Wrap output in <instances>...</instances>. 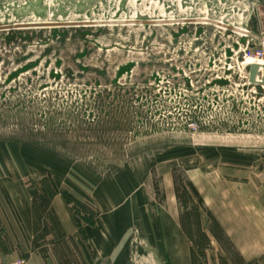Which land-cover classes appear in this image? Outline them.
<instances>
[{
    "label": "rangeland",
    "instance_id": "374dc122",
    "mask_svg": "<svg viewBox=\"0 0 264 264\" xmlns=\"http://www.w3.org/2000/svg\"><path fill=\"white\" fill-rule=\"evenodd\" d=\"M231 1L0 0V187L37 200L36 186L59 185L82 227L54 242L49 220L26 230L0 194V261L29 264L53 247L63 264L96 262L95 216L66 194L136 175L157 199L170 177L193 264H208L209 247L231 248L189 174L223 164L264 171V87L249 82L264 60L244 59L264 50V3ZM25 23L76 26L5 29ZM130 245V264L162 261L145 239Z\"/></svg>",
    "mask_w": 264,
    "mask_h": 264
},
{
    "label": "crops",
    "instance_id": "0c3cea01",
    "mask_svg": "<svg viewBox=\"0 0 264 264\" xmlns=\"http://www.w3.org/2000/svg\"><path fill=\"white\" fill-rule=\"evenodd\" d=\"M189 174L207 211L206 220L215 221L231 244L230 249L219 246L220 251L209 247L207 253L214 255L209 257L208 264H223V260L226 264H264V171L257 172L245 165L223 164L197 168ZM165 180L167 196L163 199L151 196L146 182H141L137 175L126 181V185L124 181H113L110 186L102 182L90 183L82 192L75 189L66 194L95 216V225L87 235L96 248L97 260L87 264L133 263L134 248L130 245L133 237L145 239L152 254L158 251L163 255L158 264H193L194 250L187 219L183 216L175 185L170 184V177ZM0 194L10 201L17 220L27 224L26 230L28 222L43 223L47 219L52 223L54 242L77 238L79 219L71 211L59 185L36 186L37 200L26 197V193L19 194L20 199H16L12 192L7 193L2 187ZM198 221L203 226V212ZM41 236L48 238L46 231ZM219 252L229 253L231 258H224ZM35 254L34 262L29 264H63L56 258L53 247H41ZM176 255H179L178 260ZM148 257V264H157L153 258L149 261L150 254Z\"/></svg>",
    "mask_w": 264,
    "mask_h": 264
},
{
    "label": "water",
    "instance_id": "95a60500",
    "mask_svg": "<svg viewBox=\"0 0 264 264\" xmlns=\"http://www.w3.org/2000/svg\"><path fill=\"white\" fill-rule=\"evenodd\" d=\"M69 26H76V25L63 24V23L18 24L14 26H8L5 29L8 31H21V30L57 29V28H63ZM261 69H263L264 72V67H260L259 65H252L250 67L249 82L251 85L264 87V74L261 78L260 83L258 82V76L260 74Z\"/></svg>",
    "mask_w": 264,
    "mask_h": 264
},
{
    "label": "built area",
    "instance_id": "2783aa9c",
    "mask_svg": "<svg viewBox=\"0 0 264 264\" xmlns=\"http://www.w3.org/2000/svg\"><path fill=\"white\" fill-rule=\"evenodd\" d=\"M244 59L246 62H248L249 66H251L252 63H259L264 60V50L260 49L257 51H248V53L244 54ZM263 73V71H262ZM259 79V76H258ZM0 264H2L0 262ZM10 264H26L24 259H17L16 261L10 263Z\"/></svg>",
    "mask_w": 264,
    "mask_h": 264
},
{
    "label": "trees",
    "instance_id": "16d2710c",
    "mask_svg": "<svg viewBox=\"0 0 264 264\" xmlns=\"http://www.w3.org/2000/svg\"><path fill=\"white\" fill-rule=\"evenodd\" d=\"M66 201H67V204H69V205L72 204V201H71L69 198H67ZM89 224H90L91 226H93V222H91V223H89ZM79 229L82 230V227H79ZM81 232H83V231H81Z\"/></svg>",
    "mask_w": 264,
    "mask_h": 264
},
{
    "label": "bare ground",
    "instance_id": "6f19581e",
    "mask_svg": "<svg viewBox=\"0 0 264 264\" xmlns=\"http://www.w3.org/2000/svg\"><path fill=\"white\" fill-rule=\"evenodd\" d=\"M256 65H259L260 67H264L263 64H256ZM262 71H263V69H261L259 76H260L261 74H264V72L262 73ZM260 81H261V80L258 79V82H259V83H260Z\"/></svg>",
    "mask_w": 264,
    "mask_h": 264
}]
</instances>
